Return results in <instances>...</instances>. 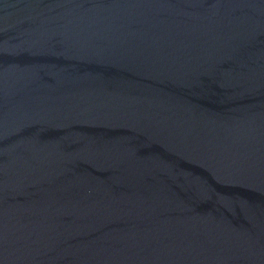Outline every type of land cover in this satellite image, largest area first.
I'll use <instances>...</instances> for the list:
<instances>
[{"label": "water", "instance_id": "obj_1", "mask_svg": "<svg viewBox=\"0 0 264 264\" xmlns=\"http://www.w3.org/2000/svg\"><path fill=\"white\" fill-rule=\"evenodd\" d=\"M0 264H264V0H0Z\"/></svg>", "mask_w": 264, "mask_h": 264}]
</instances>
